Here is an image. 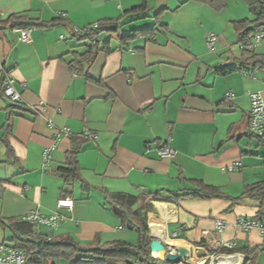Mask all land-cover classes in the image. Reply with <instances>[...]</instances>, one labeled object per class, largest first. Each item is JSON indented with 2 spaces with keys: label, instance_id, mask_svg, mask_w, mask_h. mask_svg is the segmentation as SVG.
Instances as JSON below:
<instances>
[{
  "label": "crops",
  "instance_id": "1",
  "mask_svg": "<svg viewBox=\"0 0 264 264\" xmlns=\"http://www.w3.org/2000/svg\"><path fill=\"white\" fill-rule=\"evenodd\" d=\"M143 1L0 0V218L58 213L68 218L51 233L58 240L70 237L83 248L113 241L136 245L137 233L107 206L105 192L143 195L150 235L165 243L183 242L196 255L216 242L235 241L236 252L245 254L264 245L258 230L245 233L236 227L241 217L257 219L253 199L232 205L228 199L165 203L150 197L183 195L203 182L238 198L247 186L264 182V144L249 130L250 94L264 96V78L243 77L241 57L226 60L221 40L217 52L208 53L206 32L201 49L194 46L185 30L190 9H181L188 0H146L147 12L132 14ZM153 14L168 28L142 34L153 27ZM170 14L179 18L176 27L161 20ZM11 17L38 25L31 44L20 40L7 22ZM118 20L124 23L122 33L102 36L101 46L108 43L111 52L100 51L87 76L75 74L69 62L87 42H77L73 34ZM134 32L126 43L120 41ZM222 67L229 72L219 73ZM5 74L15 80L21 103L3 95ZM229 92L234 97L226 103ZM6 126L7 144L2 141ZM65 130L70 136L57 141L45 170L43 153ZM87 132L98 140L85 139ZM167 142L177 152L172 161L158 154ZM74 144L81 148L79 178L66 187L58 170L66 166ZM236 163L240 169L224 171ZM63 198L74 201L72 211L58 209ZM152 221L163 222L164 229H154ZM217 223L224 224L223 232L216 230ZM8 234L0 225V244ZM255 264H264V252Z\"/></svg>",
  "mask_w": 264,
  "mask_h": 264
},
{
  "label": "trees",
  "instance_id": "2",
  "mask_svg": "<svg viewBox=\"0 0 264 264\" xmlns=\"http://www.w3.org/2000/svg\"><path fill=\"white\" fill-rule=\"evenodd\" d=\"M211 5L216 9H222L227 6V0H188ZM250 9L252 19H246L239 22H234V28L239 34V43L246 37L252 35L259 28L264 27V0H244ZM147 12L146 0L142 5L134 9L131 13L134 15L144 14ZM145 18V17H143ZM153 27L147 31H142V34L152 35L159 29H167V25H162L155 17ZM20 18L11 17L7 22L12 23L13 29L22 27H35L37 24L25 25L24 22L18 21ZM41 27L45 26L43 24ZM124 23L122 20L108 21L92 25L86 29L76 31L73 38L77 42H87L85 51L73 53L69 62L70 69L78 75L87 76L89 69L95 62V59L100 51L111 52L107 47L108 43L102 45V36L104 34L122 33ZM137 35L134 32L131 36H122L120 41L126 43V39H131ZM256 50L251 51L249 56L242 54L240 62L243 69H250L254 73H264V55L257 54ZM242 69V70H243ZM219 73L225 75L229 71L223 67L218 68ZM2 90V87H1ZM9 134V126L5 127V137L2 141L7 144L6 138ZM250 135H253L250 133ZM260 139L264 144V137L253 135ZM81 148L74 144L68 153L66 166L60 167L58 172L65 179V186L70 187L79 178L78 176V161L77 156ZM73 186V185H72ZM107 206L118 215L125 228L132 230L138 235V242L132 245L125 241H113L104 245L97 244L91 248H83L78 242L70 237L58 240L52 236V231L46 228L33 225L22 219L5 220L0 218V225L11 233L9 241L5 242L15 248L25 249L30 255L39 254V259L46 264H55L56 261L65 260L70 264H184L182 262L170 263L166 259L159 260L152 256L150 245L152 237L148 226V216L143 211L144 196L108 193L105 192ZM182 198L195 199H228L232 205H237L245 198L253 199L257 202L259 212L258 220H264V182L256 183L247 186L244 193L238 198H230L224 195L219 188L209 186L203 182L198 183V187L190 190L186 194H169L168 197H163L158 193L151 195L150 199L154 202L178 203ZM47 230V232L45 231ZM233 252H236L233 251ZM264 252V245L256 248H248L245 250L247 260L244 264H255L257 256Z\"/></svg>",
  "mask_w": 264,
  "mask_h": 264
},
{
  "label": "built area",
  "instance_id": "3",
  "mask_svg": "<svg viewBox=\"0 0 264 264\" xmlns=\"http://www.w3.org/2000/svg\"><path fill=\"white\" fill-rule=\"evenodd\" d=\"M109 1V0H104ZM1 15V14H0ZM96 27V25H95ZM35 27H22L15 29L20 34V40L23 43L31 44V33ZM264 42V27L259 28L252 35L246 37L239 43V48L243 52H251ZM219 38L215 34H209L206 39L207 47L216 51ZM243 77L248 79H256V73L250 69L242 70ZM3 95L14 104L22 102V95L17 91L15 86V80L9 75L5 74L2 83ZM234 95L229 92L225 96V102L229 103L233 99ZM251 110H250V133L259 137H264V96L261 92H254L250 94ZM44 107L43 105H40ZM50 127H52L50 125ZM70 136L69 131H60L56 136V142L51 147L45 149L43 153L44 169L46 170L51 162L52 153L55 150L56 143L62 137ZM83 137L90 141L98 140V135L92 132H87ZM159 157L166 160H174L177 156V152L169 147L168 142L164 143L159 149ZM240 169V164L236 163L230 166L224 171H236ZM58 209L72 211L74 208V201L70 198H63L58 201ZM23 221L33 225L42 226L49 231H57L61 225L68 222V218L61 214H54L51 216H45L38 211H31L24 218ZM236 227L239 231L249 233L252 230H258L264 237V221L258 219H250L241 217L236 221ZM225 226L223 223H217L216 230L223 232ZM236 249V242H216L205 251L203 255H196V261L192 264H244L247 260V256L243 253L233 252ZM186 264L189 260L184 259ZM0 264H46L40 261L39 254L30 255L25 249L15 248L8 243L0 244Z\"/></svg>",
  "mask_w": 264,
  "mask_h": 264
},
{
  "label": "rangeland",
  "instance_id": "4",
  "mask_svg": "<svg viewBox=\"0 0 264 264\" xmlns=\"http://www.w3.org/2000/svg\"><path fill=\"white\" fill-rule=\"evenodd\" d=\"M175 6L176 4L172 7ZM181 9H190L189 22L187 25L188 27H186L185 30L186 34L189 35L193 40L194 46L199 50L201 49V37L204 32H206L207 35L212 33L215 34L219 38V40H221L223 44L226 45V51H224L222 54L226 57V60L228 57H241L242 54L249 56L251 54V52H243L242 50H240L239 43H237L238 36L234 28V22L252 19L249 6L244 0H227V6L222 9H216L211 5L204 3L189 1L187 6H184ZM155 17L156 14H153V21L156 20ZM177 19H179L178 16L170 14L166 18L164 17V19L162 18L161 20H166L173 24L174 27H176L174 23H177V21L175 22V20ZM205 47L207 48L206 50L208 51V53H216L218 50V44L216 51L210 50L207 45ZM255 50L257 54L264 55V42L256 47ZM256 74H258L260 78H264V73L257 72ZM9 237L10 235L8 234L7 238ZM136 242H138V239L136 240ZM165 259L166 258H163L162 260ZM182 263L186 264L184 260L182 261ZM187 263L192 264V262L190 261Z\"/></svg>",
  "mask_w": 264,
  "mask_h": 264
},
{
  "label": "water",
  "instance_id": "5",
  "mask_svg": "<svg viewBox=\"0 0 264 264\" xmlns=\"http://www.w3.org/2000/svg\"><path fill=\"white\" fill-rule=\"evenodd\" d=\"M151 237H152V242L150 245V249L153 258L159 260L166 258V260L170 263H175L177 261L182 262L184 259L187 258V255H185L180 251L172 250L167 243H165L162 240H159L156 236L151 235Z\"/></svg>",
  "mask_w": 264,
  "mask_h": 264
},
{
  "label": "bare ground",
  "instance_id": "6",
  "mask_svg": "<svg viewBox=\"0 0 264 264\" xmlns=\"http://www.w3.org/2000/svg\"><path fill=\"white\" fill-rule=\"evenodd\" d=\"M162 223L161 222H154V221H152L151 222V226L154 229H156V230H159L160 227H162L164 229V224H162ZM166 243L169 245V247L172 250H174V251H180V252L184 253L185 255H187V259L190 262H195L196 261V256L194 254L190 253V250L187 249L186 245L183 242L174 241V240H167Z\"/></svg>",
  "mask_w": 264,
  "mask_h": 264
}]
</instances>
